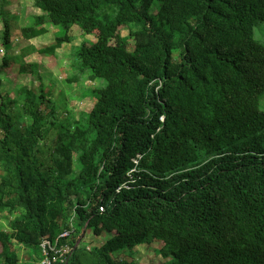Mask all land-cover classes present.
<instances>
[{
	"label": "trees",
	"instance_id": "obj_1",
	"mask_svg": "<svg viewBox=\"0 0 264 264\" xmlns=\"http://www.w3.org/2000/svg\"><path fill=\"white\" fill-rule=\"evenodd\" d=\"M34 5L41 14L23 38L63 30L39 53L71 45L68 83L92 84L80 91L92 108L57 125L43 67L10 68L39 80L40 93L13 88V115L15 102H0V215H13L0 264H138L129 257L154 242L159 264H264V45L254 38L264 0ZM0 12L7 50L11 15ZM88 233L104 241L83 247ZM44 242L70 252H44Z\"/></svg>",
	"mask_w": 264,
	"mask_h": 264
},
{
	"label": "rangeland",
	"instance_id": "obj_2",
	"mask_svg": "<svg viewBox=\"0 0 264 264\" xmlns=\"http://www.w3.org/2000/svg\"><path fill=\"white\" fill-rule=\"evenodd\" d=\"M0 0V9L4 14L11 15L10 17V45L5 50L0 41V62L3 54H7L11 57L9 62V68L4 74L1 75L0 80V102L11 101L7 111L10 114H15L17 111L21 112L22 99L16 94L17 87L32 88L36 94H39V80L32 79L29 74H12L10 68L14 66V69L18 68V62H24L27 65H37L40 69L39 74L42 77V85L44 93L47 98L54 101V105L57 107L55 117L57 119V125L68 123L71 117L77 118L78 113L88 112L92 108V100L89 97L85 98L80 95V91L88 88L91 83L86 81L80 85H71L68 83V79L71 78L72 73L70 70V44H63L61 48L57 49L53 54H41L39 50L51 45L54 42V38L61 35L63 30L60 27L47 26V33L34 37L31 39H25L22 36L21 28L29 24L31 18L37 16L40 11L35 8L34 0ZM2 4V7H1ZM16 16V17H12ZM71 35L75 44L83 39L84 34H80L78 27H71ZM3 32V21L0 12V34ZM75 37H74V36ZM82 35V36H81ZM95 34L90 36L89 39L95 42ZM121 36L127 39L128 50L133 49V39L128 37V31L122 30ZM254 38L260 41L264 45V24H258L254 29ZM46 70V71H45ZM48 71V72H47ZM6 76V77H5ZM14 82V83H13ZM17 101V102H16ZM46 107L49 109L52 107L51 103H47ZM259 109L264 110V97L259 102ZM46 111V110H45ZM49 117V115H48ZM56 130L51 129L48 132L47 140L51 141L55 137ZM13 219V215L2 214L0 215V230L7 227V222ZM103 238V237H102ZM102 238H95L94 236L87 234L85 240L82 242V246L91 248L92 246H99L104 241ZM161 244L154 242L150 247L140 246L136 248L129 258L135 260L138 264H159L161 260L160 250ZM18 258L21 262L29 260L27 254L20 251ZM128 259V257H127ZM163 264V263H161Z\"/></svg>",
	"mask_w": 264,
	"mask_h": 264
},
{
	"label": "built area",
	"instance_id": "obj_3",
	"mask_svg": "<svg viewBox=\"0 0 264 264\" xmlns=\"http://www.w3.org/2000/svg\"><path fill=\"white\" fill-rule=\"evenodd\" d=\"M100 211H103V208H100ZM68 235V233H63L60 237H66ZM42 248L45 252V250H47L46 248H48L49 250L53 251V253L58 254L60 258H62V256L66 255L67 253L70 252V248L69 247H63L61 249H55V245H52L49 242H44L42 244ZM55 257H53L51 260L49 258H46L43 260L42 264H51L52 261H55Z\"/></svg>",
	"mask_w": 264,
	"mask_h": 264
}]
</instances>
